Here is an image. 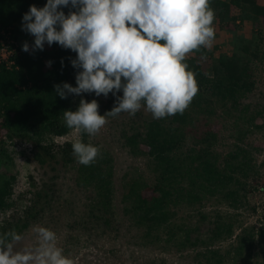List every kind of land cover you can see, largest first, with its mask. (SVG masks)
<instances>
[{
    "label": "trees",
    "instance_id": "obj_1",
    "mask_svg": "<svg viewBox=\"0 0 264 264\" xmlns=\"http://www.w3.org/2000/svg\"><path fill=\"white\" fill-rule=\"evenodd\" d=\"M46 3L0 0V47L4 43L12 51L13 61L0 62V234L15 230L22 235L40 221L55 197L45 181L40 187L41 182L30 176L34 189L31 204L15 210L17 174L10 171L14 158L7 148L8 144L16 145L15 141L29 145L24 148L31 155L26 158L28 162L54 171L55 166L73 170L77 188L85 192L91 217L108 227L116 219L115 172L109 150L99 149L95 163L83 166L74 157L72 144L59 147L51 137L72 130L66 127L63 113L77 111L81 99L89 103L95 99L98 114L104 116L123 92L115 96L109 93L106 101L95 93H82L75 103L74 94L60 98L54 86H77L75 77L82 69L71 64L77 54L46 42L43 50L33 51L35 37L22 30L23 15L30 6L41 9ZM209 4L215 16L212 26L218 24L219 29L230 32L236 53L215 55L221 46L214 45L189 54L185 63L194 73L198 92L188 108L182 114L122 128V145L133 158H145L152 174L148 179L140 168L124 174L123 217L130 232H141L142 247L160 244L166 238L165 245L172 244L177 251L195 249V260L200 264H264V214L260 215L259 227L241 228L236 233L231 214L227 217L216 210L214 214L200 210L212 199L233 209L247 205V194L255 188L250 182L264 174V145L256 146L251 140L257 134L264 136V94L261 98L257 93L259 72L264 70V0H209ZM58 10L66 16L78 11L71 5ZM25 43L28 52L22 51ZM218 110L225 115L224 129L231 140L227 153L217 149L219 134L210 130L198 133L194 125L196 116H215ZM79 140L98 145L97 135L80 133ZM188 142L191 145L186 147ZM184 208L193 209L198 216L195 223L179 217ZM204 222L209 227L202 232ZM122 224L116 228L123 229ZM225 242L229 243L226 248L219 246Z\"/></svg>",
    "mask_w": 264,
    "mask_h": 264
},
{
    "label": "clouds",
    "instance_id": "obj_2",
    "mask_svg": "<svg viewBox=\"0 0 264 264\" xmlns=\"http://www.w3.org/2000/svg\"><path fill=\"white\" fill-rule=\"evenodd\" d=\"M69 5L78 11L66 16L58 10ZM214 18L209 0H47L41 9L30 6L22 30L35 37L33 51L43 50L46 42L77 54L71 61L73 68L82 69L75 77L77 86H54L61 99L82 93L115 96L122 90V98L104 116L95 99H81L77 111L63 113L67 128L95 136L107 117L135 116L142 107L153 119L182 114L198 92L185 60L212 46ZM22 51H29L27 43ZM72 152L83 166L95 163L100 154L98 147L80 140ZM32 231L35 243L19 251L15 246L24 239L21 234H0V264H74L58 246L55 232L41 226Z\"/></svg>",
    "mask_w": 264,
    "mask_h": 264
},
{
    "label": "rangeland",
    "instance_id": "obj_3",
    "mask_svg": "<svg viewBox=\"0 0 264 264\" xmlns=\"http://www.w3.org/2000/svg\"><path fill=\"white\" fill-rule=\"evenodd\" d=\"M213 28L215 37L210 48H213L214 45L221 46L215 55L236 53L231 44L230 32L226 29H219L218 24H215ZM249 29L245 31L247 34ZM257 93L262 98V94H264V70L259 72ZM73 97L75 103L78 96L74 94ZM99 98L103 101L107 100V97H104L103 94ZM206 116L200 114L195 118L194 125L198 133L204 130L216 132L220 136L217 146L218 151L220 153L229 152L231 140L228 139V130L224 129L225 115H222V112L218 110L215 116ZM152 118V114L146 111L144 107L135 116L124 113L117 118L107 117V123L97 134V141H95L98 144L97 147L109 150L113 157L112 163L115 172L113 205L116 219L111 227L106 226L102 220H96L90 216L91 210L87 204L88 200L85 198V192L81 193L77 188L73 170L54 164L55 171L51 170L49 166L40 168L34 162L26 160L27 157L31 156L27 155L28 153L24 150L25 146L29 147L28 144L16 141L14 142L16 145L8 144L7 148L14 158V167L10 171L17 174L13 196L14 201H17L15 210L21 211L25 206L31 204L30 199H33L34 189L30 186V176H34L37 182H41L38 183V186L44 183L42 181H45L55 191V197L51 200L52 207L46 211L38 223H33L28 230L22 233L24 239L15 246V250L19 251L23 247L32 246L35 243V233L32 230L35 226H41L56 233L58 246L63 249L65 256L73 260L74 264H200L195 260V249L186 248L183 251H177V248L172 244L169 245L170 247L165 245L164 240L166 238L160 244L149 248L142 247L139 243L141 232L137 230L130 232L123 217L121 182L124 174L134 172L135 168H140L141 173L148 179H151L152 174L148 169L145 158H133L122 145L120 133L122 128H127L130 125H142L145 120H151ZM51 139L56 146L63 147L79 140L80 133L72 129L65 135L53 136ZM251 140L256 146L264 145L262 134L253 136ZM95 142L93 141V143ZM189 144L191 145V142H188L186 147H189ZM143 149L149 151L146 147ZM20 151L25 152V154L20 153ZM259 159L261 160L262 156ZM250 183L255 188L247 194V205H243L239 209H233L218 199H212V201L206 202L205 207L200 210L208 214H214L215 212L212 211L216 210L227 217L231 214L236 233H239L241 228L259 227L260 215L264 214V174ZM20 196L23 198L20 199ZM65 199L67 200L65 201ZM61 201L65 202L62 204ZM69 201L70 204L67 206L66 203ZM4 217L1 216V218ZM179 217L186 222L192 221L194 223L198 218L193 209L186 208L179 213ZM120 223L124 225L121 230L116 228ZM113 225H115V228ZM201 227L202 232H204L209 224L204 222ZM228 244V242H225L219 246L226 248Z\"/></svg>",
    "mask_w": 264,
    "mask_h": 264
},
{
    "label": "built area",
    "instance_id": "obj_4",
    "mask_svg": "<svg viewBox=\"0 0 264 264\" xmlns=\"http://www.w3.org/2000/svg\"><path fill=\"white\" fill-rule=\"evenodd\" d=\"M12 56V51L8 49L4 43H2V46L0 47V62L2 63L3 61L6 62L7 64L13 63L12 60H10V57Z\"/></svg>",
    "mask_w": 264,
    "mask_h": 264
}]
</instances>
